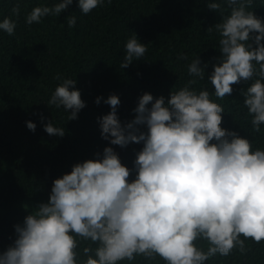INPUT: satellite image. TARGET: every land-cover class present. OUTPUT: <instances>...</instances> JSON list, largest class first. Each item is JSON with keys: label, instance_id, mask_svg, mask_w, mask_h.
<instances>
[{"label": "clouds", "instance_id": "1", "mask_svg": "<svg viewBox=\"0 0 264 264\" xmlns=\"http://www.w3.org/2000/svg\"><path fill=\"white\" fill-rule=\"evenodd\" d=\"M72 3L60 0L52 7L37 6L26 23L59 16ZM103 4L104 0H78L85 15ZM252 5L253 0L208 3L210 10L222 14V21L213 26L220 37L221 56L209 80L215 96L223 99L232 94L234 84L259 77L243 94L253 117L252 131L260 132L264 125V20L248 10ZM229 9L230 14L223 15ZM12 12L18 15L19 7ZM66 19L69 28L76 26V16ZM15 28L10 18L0 22V30L9 36ZM125 49L122 69L141 59L147 45L133 35ZM200 64L199 57L194 59L188 74L203 80L207 65ZM196 83L192 79L172 91L167 102L163 96L154 99L150 93L143 94L134 109L135 118L123 126L117 117L119 97L112 94L104 100L111 111L98 118L102 138L120 147L143 143L134 162L136 178L129 181L130 169L111 147L104 149L102 159L73 165L70 173L53 181L48 202L39 204L22 225L14 226L17 238L0 253V264H118L134 262L138 256L147 260L159 256L166 264H205L217 254L246 253L248 240L264 242V149L253 150L247 138L222 128L223 107L210 99L207 90L197 93L191 88ZM75 85V79H64L48 101L70 110L69 120L85 107ZM100 101L97 97L95 102ZM26 123L35 131V123ZM44 130L51 136L65 135V129L52 121ZM198 240L207 241L206 251L197 246ZM81 241H90L83 248L85 260H78Z\"/></svg>", "mask_w": 264, "mask_h": 264}, {"label": "trees", "instance_id": "2", "mask_svg": "<svg viewBox=\"0 0 264 264\" xmlns=\"http://www.w3.org/2000/svg\"><path fill=\"white\" fill-rule=\"evenodd\" d=\"M59 2L0 0V22L10 18L16 24L12 36L0 30V253L14 244V226L22 225L39 204L48 202L53 181L70 173L73 165L102 159L104 149L111 147L130 169L129 181L136 178L134 162L143 143L120 147L101 136L98 118L111 111L104 100L112 94L120 99L117 117L123 126L135 118L134 109L143 94L150 93L154 99L163 96L167 102L172 91L196 79L191 88L197 93L207 90L210 99L223 107L221 127L247 138L253 150L264 149V125L260 132L252 131L253 117L243 94L259 77L254 75L252 80L234 84L232 94L223 99L215 96L210 83L221 56L220 37L213 26L222 21L221 12L208 8L212 0H104L87 15L81 12L78 0H73L59 16L26 23L33 8L52 7ZM17 6L18 15L12 12ZM248 10L264 20V0H253ZM228 14L230 9L223 13ZM70 15L77 18L74 28L67 24ZM133 35L147 45V52L122 69L125 45ZM181 56L187 59H178ZM198 57L202 68L207 65L203 80L188 74V66ZM255 67L259 69V65ZM57 75L61 79L57 80ZM64 79L76 80L75 88L85 102L73 120H69L70 110L48 105ZM97 97L101 98L99 104L95 102ZM28 121L35 123V131L28 129ZM50 121L65 129L63 137L45 132L44 126ZM138 127L147 132L146 126ZM196 243L207 250V241ZM245 243L249 248L246 253L233 250L226 257L217 254L205 264H264V242ZM89 244L81 241L78 260L87 258L83 248ZM118 264L166 262L159 256L155 260L138 256L134 262L124 260Z\"/></svg>", "mask_w": 264, "mask_h": 264}]
</instances>
